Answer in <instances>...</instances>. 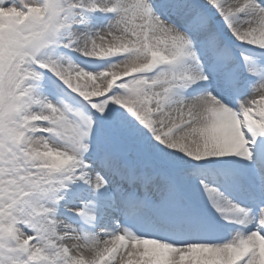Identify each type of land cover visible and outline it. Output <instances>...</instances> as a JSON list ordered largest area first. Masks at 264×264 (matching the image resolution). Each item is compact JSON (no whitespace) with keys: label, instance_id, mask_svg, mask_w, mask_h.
Listing matches in <instances>:
<instances>
[{"label":"snow or ice","instance_id":"snow-or-ice-1","mask_svg":"<svg viewBox=\"0 0 264 264\" xmlns=\"http://www.w3.org/2000/svg\"><path fill=\"white\" fill-rule=\"evenodd\" d=\"M0 264H264V0H0Z\"/></svg>","mask_w":264,"mask_h":264}]
</instances>
